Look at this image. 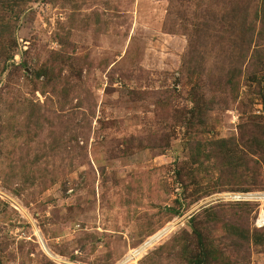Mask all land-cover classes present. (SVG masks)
Returning a JSON list of instances; mask_svg holds the SVG:
<instances>
[{"label": "rangeland", "instance_id": "obj_1", "mask_svg": "<svg viewBox=\"0 0 264 264\" xmlns=\"http://www.w3.org/2000/svg\"><path fill=\"white\" fill-rule=\"evenodd\" d=\"M261 4L0 0V264H264Z\"/></svg>", "mask_w": 264, "mask_h": 264}, {"label": "trees", "instance_id": "obj_2", "mask_svg": "<svg viewBox=\"0 0 264 264\" xmlns=\"http://www.w3.org/2000/svg\"><path fill=\"white\" fill-rule=\"evenodd\" d=\"M261 14L258 12L257 18H261L264 22V0H262V4H261ZM249 30L254 31V27H249ZM257 65L260 66L261 64L257 63ZM262 70H264V68ZM229 82L232 83L233 78L229 79ZM261 128L264 130V126H262ZM248 142L251 143L250 146H254V147H248L250 149L249 154L255 156L256 158H253L249 155V158H247V162L244 164L246 167L245 171L249 172L250 170H252L251 167H253L254 170L258 174H261V172H263L264 170V165H262L260 162L261 158L264 160V136L262 137L257 136L256 138L254 139L252 138V140ZM245 145L249 146L246 144V142H245ZM214 208L215 207L212 206L210 207L209 210H211L216 215L217 213L214 211L215 210ZM234 226L235 225H233V227ZM259 229L261 230L254 231L253 241L256 246L262 247L264 249V227L259 228ZM198 236H199V243H200V247H199L200 253L193 259V263L194 264H217L219 251L216 248L208 247L201 233L198 232ZM249 237L250 236H247V237L244 236V238H247V239Z\"/></svg>", "mask_w": 264, "mask_h": 264}, {"label": "bare ground", "instance_id": "obj_3", "mask_svg": "<svg viewBox=\"0 0 264 264\" xmlns=\"http://www.w3.org/2000/svg\"><path fill=\"white\" fill-rule=\"evenodd\" d=\"M262 197H264V194L263 195H261ZM168 230H169V228L167 227V228H165L164 230H162L161 232H159L158 234H156L154 237H152V238H150L142 247H140V249L139 250H135V251H133L132 253H131V255L129 256V258L131 259V256H133V255H139V256H141L143 253H145L144 251L153 243L154 244V242L157 240V239H159L160 237H162L165 233H167L168 232ZM150 248V247H149ZM128 258V259H129ZM127 259V260H128ZM126 260V261H127Z\"/></svg>", "mask_w": 264, "mask_h": 264}, {"label": "built area", "instance_id": "obj_4", "mask_svg": "<svg viewBox=\"0 0 264 264\" xmlns=\"http://www.w3.org/2000/svg\"><path fill=\"white\" fill-rule=\"evenodd\" d=\"M255 225L258 228L264 227V212L263 211L260 213L259 217L257 218Z\"/></svg>", "mask_w": 264, "mask_h": 264}]
</instances>
